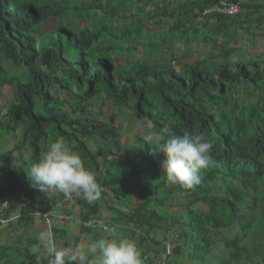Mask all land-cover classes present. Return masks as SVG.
<instances>
[{"label":"trees","instance_id":"obj_1","mask_svg":"<svg viewBox=\"0 0 264 264\" xmlns=\"http://www.w3.org/2000/svg\"><path fill=\"white\" fill-rule=\"evenodd\" d=\"M220 2L0 0V86L10 93L0 130L21 128L7 156L27 148L37 163L58 139L80 155L102 188L98 201H78L79 224L70 223L81 236L125 238L120 218L138 210L140 226L165 231L171 221L201 242L181 244L182 264H264V0L233 16L212 10ZM171 132L212 145L193 189L170 185L154 151ZM1 179L4 198L22 188L13 171ZM174 202L185 206L180 223ZM200 203L218 205L205 222ZM51 231L65 246L63 221ZM70 239L78 253L75 230Z\"/></svg>","mask_w":264,"mask_h":264},{"label":"clouds","instance_id":"obj_2","mask_svg":"<svg viewBox=\"0 0 264 264\" xmlns=\"http://www.w3.org/2000/svg\"><path fill=\"white\" fill-rule=\"evenodd\" d=\"M245 1L248 0H221L212 10L225 15H237ZM233 2L240 4V11L236 14L224 13V3ZM210 12L211 10H206L205 14ZM0 94L4 96V92L0 91ZM0 113L3 115V112ZM4 121L7 122L8 119L5 118ZM19 129L21 133V128ZM167 137L163 143L156 141L154 148L155 153L163 157L161 167L166 172L167 182L184 189L195 188L201 182V170L211 161V143L201 134L188 132L183 135L171 132L167 133ZM25 149L21 152L12 150L7 160L5 154L0 159L8 168L7 172L0 169L5 175L10 171H22L24 176L18 179L21 189L9 188L11 193L8 197L0 196V264H182L183 257L177 255L181 244L189 240L195 247L200 246L201 242L193 235L187 236L180 224L173 226L169 221L165 231H150L149 227L140 226L132 219L137 217L138 210L131 217L120 218L119 226L124 229L125 238L109 237L97 240L90 238L91 236H87L89 239L81 236L80 228L73 226L70 220L79 224L77 209L81 197L89 204L101 198L102 188L97 176L85 166L80 155L68 148L62 140L51 142L37 163L32 154L30 164L27 161H18L21 157L29 156L28 149ZM1 183L3 180L0 178ZM25 199L27 202L23 209L21 202ZM34 205V210L26 214ZM217 207L218 205L200 203L201 222H205L207 216ZM184 208L178 202L171 203L168 208L169 215H178L180 223L179 214H182ZM122 210L127 211L126 208ZM28 217H31L32 224L39 222L41 225L38 227L41 229H32L30 221L24 226L23 222ZM58 219L63 221L68 238L64 242L65 246L60 245L57 248L52 241L51 230L53 223L57 226ZM188 222L189 225L193 224L189 218ZM103 227H106L105 224ZM74 230L81 240L78 253L71 248L74 243L70 236ZM238 232L246 231H241L240 227L222 229L220 235L228 240ZM246 245L259 247L257 243ZM69 247L70 255L67 252ZM185 264H191L188 257Z\"/></svg>","mask_w":264,"mask_h":264},{"label":"rangeland","instance_id":"obj_3","mask_svg":"<svg viewBox=\"0 0 264 264\" xmlns=\"http://www.w3.org/2000/svg\"><path fill=\"white\" fill-rule=\"evenodd\" d=\"M257 40H258V42L259 43H263V38L262 37H258L257 38ZM234 43V42H233ZM202 43H200V45H201ZM197 46L196 48L198 49H200V50H203V46ZM252 46H251V44H248V45H245V50L247 49V50H249L250 48H251ZM182 50H183V48H182ZM245 50H242V51H245ZM242 51H240L239 52V54H241V52ZM9 89V87H7V86H4V87H1L0 86V91H2V92H4V96H3V98H1L0 99V107H1V105H3L4 104V102L6 101V100H4V98H9L10 97V93L7 91ZM1 112V111H0ZM125 112V111H124ZM0 115H1V113H0ZM127 115V114H126ZM2 116V115H1ZM0 116V117H1ZM104 118H106V117H104ZM125 119H127V116L125 117V116H123V120L121 121V122H124V121H127V120H125ZM117 124H119L118 122H117ZM140 127V125L137 123V124H133L132 125V131H131V136L130 135H128L127 137H129L130 136V142H131V145L133 144V141H134V135H133V133L138 129ZM20 134V129H18V130H16V131H8V133L7 132H5V131H3V130H0V151H3V153L5 154V156H6V160L8 159V156H7V152L9 151L8 149V147H9V145H11V142L13 141V137H16V136H18ZM18 141V139L16 140V142ZM128 142V141H127ZM5 144H7V145H5ZM42 148L44 149V145L42 144ZM42 149V150H43ZM11 150V149H10ZM24 150H26V149H24ZM23 150V151H24ZM28 151H29V156L27 157V158H19L18 159V161H27V163L28 164H30V162H31V159H32V157H31V150L30 149H28ZM4 154H0V158L1 159H3L4 158ZM16 176H17V178L19 179L20 177H22V178H24V176H23V173H22V171H17L16 172ZM0 178H1V176H0ZM5 182H7V180H5ZM175 210L177 209V207L175 206V208H174ZM90 238H92V237H90ZM87 239H89L88 237H87ZM62 249V248H61Z\"/></svg>","mask_w":264,"mask_h":264},{"label":"built area","instance_id":"obj_4","mask_svg":"<svg viewBox=\"0 0 264 264\" xmlns=\"http://www.w3.org/2000/svg\"><path fill=\"white\" fill-rule=\"evenodd\" d=\"M224 13L236 14L240 11L239 3H224V8L222 9Z\"/></svg>","mask_w":264,"mask_h":264},{"label":"crops","instance_id":"obj_5","mask_svg":"<svg viewBox=\"0 0 264 264\" xmlns=\"http://www.w3.org/2000/svg\"><path fill=\"white\" fill-rule=\"evenodd\" d=\"M16 156H17V153H16ZM1 159V158H0ZM0 176H1V178L3 177V172L0 170ZM25 224H26V220L23 222V225L25 226ZM31 225V228L32 229H35V228H40V227H38V226H40L41 224L38 222L37 223V221H36V223H33V224H30ZM41 229V228H40Z\"/></svg>","mask_w":264,"mask_h":264}]
</instances>
